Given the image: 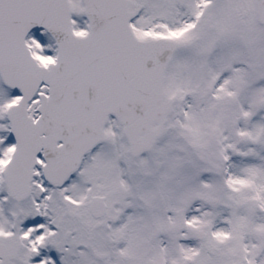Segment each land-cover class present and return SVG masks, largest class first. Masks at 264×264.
Segmentation results:
<instances>
[{"label": "snow or ice", "instance_id": "6c2138e0", "mask_svg": "<svg viewBox=\"0 0 264 264\" xmlns=\"http://www.w3.org/2000/svg\"><path fill=\"white\" fill-rule=\"evenodd\" d=\"M0 264H264V0H0Z\"/></svg>", "mask_w": 264, "mask_h": 264}]
</instances>
